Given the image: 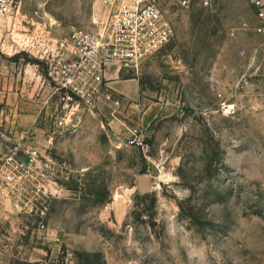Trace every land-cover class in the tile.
Here are the masks:
<instances>
[{
    "label": "rangeland",
    "instance_id": "374dc122",
    "mask_svg": "<svg viewBox=\"0 0 264 264\" xmlns=\"http://www.w3.org/2000/svg\"><path fill=\"white\" fill-rule=\"evenodd\" d=\"M182 1L161 0L174 37L124 75L139 78L138 99L101 105L99 120L115 125L99 139L73 141L70 154L59 141L51 151L74 172L53 190L35 194L26 181L0 197V264H264L257 12L251 0ZM46 2L20 0L0 19V43L73 45L75 29L110 19L100 0ZM135 129L148 153L128 146Z\"/></svg>",
    "mask_w": 264,
    "mask_h": 264
},
{
    "label": "built area",
    "instance_id": "2783aa9c",
    "mask_svg": "<svg viewBox=\"0 0 264 264\" xmlns=\"http://www.w3.org/2000/svg\"><path fill=\"white\" fill-rule=\"evenodd\" d=\"M53 2L56 0H46ZM110 8V19L98 29H75L73 50L52 58L44 73L45 82L59 98L58 115L52 133L62 137L76 127L75 118L82 103L96 107L100 102L116 103L105 83L110 62L139 70L144 59L167 46L174 37L171 21L161 9V0H100ZM191 0H183L188 5ZM257 12L256 32L264 36V0H251ZM20 0H0V19L13 15ZM39 8H42L41 6ZM128 146L144 153L150 144L139 129L128 139ZM0 166V197L11 199L21 185L34 182L35 194L53 190L57 180L68 178L74 169L67 160H56L28 143L26 136L8 150Z\"/></svg>",
    "mask_w": 264,
    "mask_h": 264
},
{
    "label": "crops",
    "instance_id": "0c3cea01",
    "mask_svg": "<svg viewBox=\"0 0 264 264\" xmlns=\"http://www.w3.org/2000/svg\"><path fill=\"white\" fill-rule=\"evenodd\" d=\"M67 50L72 51L73 46L0 43V166L4 164L8 150L23 135L41 153L51 154L55 147L59 148L60 141L59 150L70 154L76 140L99 139L107 126L115 125L112 118H109L107 126L99 120L100 107L106 103L100 102L96 107L82 103L75 118L76 127L62 137L52 133L49 118L58 110L60 96L45 82L44 73L55 56H70ZM25 53H33L38 58L37 64H25ZM129 70L134 69L123 68L116 62L108 63L105 83L115 97L137 100L141 82L136 76L125 78Z\"/></svg>",
    "mask_w": 264,
    "mask_h": 264
},
{
    "label": "water",
    "instance_id": "95a60500",
    "mask_svg": "<svg viewBox=\"0 0 264 264\" xmlns=\"http://www.w3.org/2000/svg\"><path fill=\"white\" fill-rule=\"evenodd\" d=\"M139 180L151 190H157L159 188V185H157L156 183L155 177L149 178L145 175H142L139 177Z\"/></svg>",
    "mask_w": 264,
    "mask_h": 264
},
{
    "label": "bare ground",
    "instance_id": "6f19581e",
    "mask_svg": "<svg viewBox=\"0 0 264 264\" xmlns=\"http://www.w3.org/2000/svg\"><path fill=\"white\" fill-rule=\"evenodd\" d=\"M158 179V178H157ZM162 180V179H161Z\"/></svg>",
    "mask_w": 264,
    "mask_h": 264
}]
</instances>
